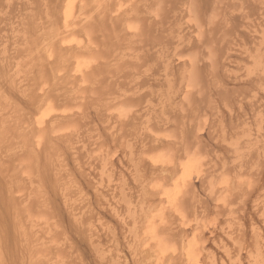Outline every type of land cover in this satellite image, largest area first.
<instances>
[{
    "label": "bare ground",
    "instance_id": "obj_1",
    "mask_svg": "<svg viewBox=\"0 0 264 264\" xmlns=\"http://www.w3.org/2000/svg\"><path fill=\"white\" fill-rule=\"evenodd\" d=\"M0 264H264V0H0Z\"/></svg>",
    "mask_w": 264,
    "mask_h": 264
}]
</instances>
